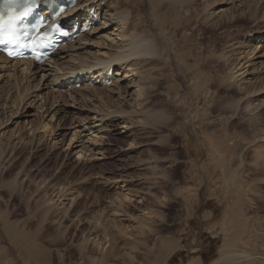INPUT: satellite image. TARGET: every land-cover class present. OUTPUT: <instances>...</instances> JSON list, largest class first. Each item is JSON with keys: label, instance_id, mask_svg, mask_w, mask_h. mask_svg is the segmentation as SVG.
<instances>
[{"label": "rangeland", "instance_id": "obj_1", "mask_svg": "<svg viewBox=\"0 0 264 264\" xmlns=\"http://www.w3.org/2000/svg\"><path fill=\"white\" fill-rule=\"evenodd\" d=\"M177 1H117L118 10L128 13L129 29L156 41L154 55L131 61L139 75L129 76L131 87L126 89L75 88L71 96L59 97L51 84L57 80L55 73L41 78L40 72L24 79L19 92L0 71V264H107L116 259L132 264L136 253L143 264H154L158 243L148 244L170 227L181 231L182 242L193 233L192 245H199L197 253L206 258L202 264L218 260L225 241L229 257L219 264H264V49L247 65L248 74H230L239 53L251 45L252 31L264 30L262 9L251 20L241 13L252 5L247 1ZM219 10L226 12L219 16ZM112 26L103 37L89 35L83 41L90 47L85 51L94 52L92 44L97 48L102 41L111 42ZM134 81L144 86L137 97L132 95ZM20 93L25 98L16 110ZM119 94L127 96L118 100ZM38 104L43 105L41 113ZM162 108L167 119L161 125L153 112ZM25 110L33 115L25 116ZM93 110L107 112L105 121L92 119ZM20 112L24 116L18 118ZM44 123L46 128H39ZM81 123L92 127L82 134L99 142L101 153L87 148L80 154L77 141L71 146L72 133ZM30 125L39 129L32 134ZM14 133L21 136L13 140ZM258 147L261 156L256 155ZM59 189L65 193L58 199ZM117 193L131 197L121 209L112 202ZM196 201L197 214L187 219L189 203ZM208 209L207 218L203 212ZM95 214L97 223L107 221L106 231L94 229ZM17 235L19 246L33 245L32 260L23 261L13 252ZM167 241L161 239L170 245Z\"/></svg>", "mask_w": 264, "mask_h": 264}, {"label": "bare ground", "instance_id": "obj_2", "mask_svg": "<svg viewBox=\"0 0 264 264\" xmlns=\"http://www.w3.org/2000/svg\"><path fill=\"white\" fill-rule=\"evenodd\" d=\"M85 1H88V6L94 5V6H97V9H98V6L100 4H102L101 11H103V9H104V13H102V20L100 21V24L98 26H95L92 30H90V32L78 36L76 38V40H74L72 43L67 44L66 46L60 47L59 48V52L56 55V58L55 59L54 58L51 59V61L49 60L48 63L45 62L44 63V66L43 65H39V66L33 65L30 60H9V59L5 58L0 53V71H3L2 76L3 77H10L13 80V86L15 88H19V92H21V89L22 88L20 86H21L22 82L24 81V79H25V82H26L27 78L31 77L34 74L38 75L40 72H42L41 78L42 77H51L52 73L54 72L55 73L54 76H57V80H54L53 82H51V84H55L54 86H57L56 85L57 84L56 82L60 78H61V80H62V78H64V75L63 76L61 75L62 73H66V75H67V74H74V73H76L78 71H83V70H87V69H96L95 71H98V72H96L95 77H98V76H100L103 73V70H104V72H106L107 69L110 68L111 66H116L117 69L113 73V75L115 76V78H114V80L112 81V83L109 86H106L104 88H100L96 84L91 85L90 83H92V81H89L87 83H84L83 86L80 87V88H83V90H85L86 92H92V91H96V90H98V92H100L101 90L104 91V90H110V89H113V88L114 89L117 88V89L123 90L124 88L126 89L128 87H131V85L129 86V81L131 79V78H129V76H138L139 75L138 72H137L138 69L136 70V68L133 65L134 63H132L131 61L133 60V62L134 61L140 62L142 59H145V58L150 57V56H152V55L155 54V52H156V41H155L154 37L152 35H149V34L148 35H144V34L139 33V32L138 33H135L136 30L134 31V30L131 29L132 30L131 31L129 29L130 26L128 24V13L127 12H121V11L118 10V5H117V1L118 0H80L79 1V5H81ZM187 1L188 0H180V1H177V2H180L182 5H184ZM243 1H247L249 3H252V5L249 6V8L247 10V13L245 11H241L242 14L245 13V16H247V14H249L251 20H253V19H255V17H257V13H259V9H262V13H261L260 17H261V19L264 18V0H243ZM174 4H175V2H174ZM260 4L262 5V6H260L262 8H258V5H260ZM171 7L169 6V8H171ZM238 9H239V7H238ZM46 12H47V10H45V13ZM218 12H220V15L219 16H221V14L222 13L224 14L226 12V10H219ZM78 15L80 17L82 15V13L79 12ZM241 16H243V15H241ZM260 17H259V19H260ZM180 18H182V17H180ZM230 18H231V16H230ZM225 19H226V17H225ZM236 19H237V17H236ZM111 26H112L113 29L110 30L111 33L109 34V36L110 35H114V38H112V39L110 38L113 42L111 41L108 44L111 43L112 45L108 46V44H105L102 41L101 43H99L100 45L98 44L99 46L96 48V46L94 44H92L93 45V48L95 49V50H93L94 52L89 51L87 53V51H85V50H86V47H88L89 45L83 43V41H87V37H89V35L100 34V36L103 37L104 36L103 32L105 30H107ZM259 30L260 29H258V30L255 29L249 35L250 36L249 37V42H250L251 45L243 48L242 49L243 51L239 50L241 52L239 53V57L236 58L237 63H235V66L232 65L234 67V70L230 73L231 76H232V78H236L239 75H242V74H245V73L248 74V69H247L248 66L247 65L250 66L252 64V62L256 58L262 56V54H260V53L264 49V45L263 44H260V38L261 37L264 38V30L261 31V33H260ZM105 36H107V35H105ZM105 45H107V46H105ZM88 48H90V47H88ZM79 50H81V51H79ZM263 52H264V50H263ZM89 58H91L92 61H88ZM232 64H234V63L232 62ZM81 74H83V73L81 72ZM60 81H59V83H60ZM121 83L124 84V85L121 86L120 85ZM134 83H136V85H135L136 88H135V91L132 92V95L134 94L137 97V95H139L140 92L143 90L144 86L141 85L140 82H138V81L137 82L134 81ZM227 83H228V81H227ZM240 83H241V81H240ZM60 85H64V84L61 83ZM233 88H236V86L233 87ZM238 89H240V88L237 87L236 90H238ZM55 90H57L56 93H57V95L59 97H63L64 94H67V93H68L69 96H71L72 90H76V89H72V88H70V90H64L63 89V91H60L59 89H55ZM259 90H260V87H259ZM25 91H26V89H25ZM244 94H245V92H244ZM126 96H127V94L126 95L125 94L124 95L119 94L118 100H123L124 98H126ZM19 97L20 98H18V100L16 101V108H15L16 110L19 108V105L21 104L20 100H24V98H25V96H22V93L19 94ZM28 103H30V102H28ZM137 103L140 104V102H137ZM134 104H135V106L137 105V108L139 107L138 104H136V103H134ZM237 104H238V101L234 103V107L238 106ZM248 104L250 105V106L248 105L249 106V110L251 112H253L254 115L256 116V114H257V111H256L257 108L256 107H252L254 105L253 103L252 104L248 103ZM9 107H10V105H9ZM39 108H40V111L38 109L37 110H38L39 113H41V110L43 109V105L40 104L39 105ZM55 109L61 110L59 107H56ZM236 109H239V107L236 108ZM236 109H235V111H236ZM0 110H1L0 114H2L3 108L0 107ZM47 110H45V113L49 114V112ZM79 111H80V109H79ZM250 111H248V112L250 113ZM141 112H142V110H141ZM24 113H25V116H32L33 115L32 113H29L28 110H25ZM165 113L166 112L162 108L161 110H158V111L153 112V117H155V119L157 121H159L160 124L162 125V123L164 121H166L164 119H167V118H165ZM236 113L237 112H235L234 114H236ZM253 113H251V114H253ZM14 114H16V111L13 112L12 116ZM22 114H23V112H20L19 115H18V118L24 116V114L23 115ZM54 114H56V113H54ZM54 114H51V118L54 117ZM91 114H92V119L98 120L100 124H101V122H104L105 121V118L107 117V112H105V114H100V112H96V110H93ZM10 117H7L8 119L6 120V122L9 120ZM249 120H252V119L249 118ZM161 121H163V122L161 123ZM224 121L225 120L222 119L220 123H224ZM249 122H251V121H249ZM255 122H257V121H255ZM88 123H91V121L88 122ZM123 123H125V122L123 121ZM154 123H156V122L154 121ZM11 124H12V122H11ZM28 124H31L30 121H28ZM165 124H166V122H165ZM46 125H47V123L41 124L39 126V128L45 129L46 128ZM253 125H254V123H253ZM258 125L259 124L257 123L254 126H258ZM89 126L90 125H86L85 123H81L79 125V129L77 128L76 130L73 131L72 136L70 138V142L72 141L71 142V146H73L74 143L77 141V142H81L80 143L81 145H79L81 147V149L78 151V153L85 154V151L87 150V148H90V151L91 150L92 151L96 150L97 152H100L101 153V149L99 148V145H100L99 142L97 144V142L91 141V139L89 137L86 138L87 140L84 139L85 137L83 136L82 132L83 131H87L88 132V130L90 131L92 127L90 128ZM39 128L32 127L30 125V130H31L32 134H34L35 131H36V129H39ZM98 128L101 129L102 127L98 125ZM249 131H250V129H249ZM221 133H223L222 135H224V132L223 131ZM94 134L97 135L98 134V131L97 132H94ZM99 134H100V132H99ZM8 135H9V133H8ZM18 136H21V134L14 133V134H12L11 137L13 138V140H17L18 139L17 138ZM100 138H101V136H100ZM70 142L68 143V146L70 145ZM75 146H77V144ZM259 149L256 150V155L261 156L262 155V154L260 155L261 149L260 150ZM263 151H264V149H263ZM263 151H262V153H263ZM261 160H262V157H261ZM262 163H263V161H262ZM151 168H157V166H151ZM61 190L62 189H59V191H57L59 193L58 199H59V197L60 198L63 197V193H65V192H61L60 193ZM130 200H131L130 195L117 193V195L114 197V199H113L112 202H115L117 204L116 205V204L113 203L114 205H116L115 206L116 208H120L121 209L122 204L125 203L126 201L128 202ZM110 204H112V203H110ZM54 210H55V208H54ZM57 210H59V209H57ZM117 212L114 211L113 212L114 215L117 214ZM102 213H100L98 215V218H101V214ZM96 216L97 215L95 214V216L92 217L93 218L92 222L93 223L95 222L94 223V229L97 231L98 230V226H101L106 231L107 230V224L105 225V223H107V221H105V222L100 221L99 223H97L96 222ZM103 217H105V215ZM41 220H42V218H41ZM41 220H40V222H41ZM237 223H238V225H240L242 223V221H241L240 224H239V221ZM38 225H41V223L37 224V226ZM101 227H99V228H101ZM242 231H243V229H242ZM238 233L239 232H237L236 234H238ZM233 236L236 237V235H233ZM19 238H21V235H17V239H16L17 240V243L14 242V243L11 244V247L13 248V252L15 254L17 253L16 254L17 257L18 256H21V259H23V261L32 260L35 257V256L34 257H31V252H30V249H32L33 245H27L29 248H27L25 246H19L18 245V239ZM163 242H164V240H163ZM167 242H170V241H167ZM86 243H87V239H84L83 242H82L81 248H80L81 254L84 252V249L86 248L85 247L86 246ZM96 244H98V246H99L100 242H96ZM228 248H229V244H228L227 241H225L223 243V247H222V255L213 264H219L221 261H225V260L227 261L228 260V257H229L228 256V251H229ZM34 249H36L39 253H42V251L44 252V249L43 248L41 249L40 247H37V248L35 247ZM1 250L2 249L0 247V253H2ZM103 251H105V250H103ZM110 251H112V250H108V252H110ZM39 253L36 254V255H40ZM105 254H107V251L106 252H103L102 256H105ZM229 254H230V252H229ZM245 255L248 256V254H245ZM89 258H91V257H89ZM104 258H105V260L107 259V257H104ZM104 258H102V259H104Z\"/></svg>", "mask_w": 264, "mask_h": 264}, {"label": "crops", "instance_id": "obj_3", "mask_svg": "<svg viewBox=\"0 0 264 264\" xmlns=\"http://www.w3.org/2000/svg\"><path fill=\"white\" fill-rule=\"evenodd\" d=\"M184 176L186 179H188V176H186L185 174H184ZM185 186H188V183H186ZM197 202L198 201H196L195 204L189 203L190 208H189V211H187L188 212L186 215L187 219H191V217L194 215L195 210L198 206ZM185 207H186V209H188L187 205ZM195 214H197V213H195ZM203 214L207 215V218H208L211 216V210L208 209V211L207 212L204 211ZM175 222H169L168 225H172ZM167 229H168V231L156 234L157 235L156 238L148 244V246L152 247V246L157 245V244H154L156 241L158 243V245H157L158 250L157 249L154 250L158 253L157 254L155 252L153 253V255L157 257L154 264H168V262H169V264H173L169 261V259L173 256V254H175L179 251H182L183 247H186V249L189 250L190 248H192V247L194 248L196 246V245H192V239H194L193 233H191L192 239L189 240L190 242L188 240H186L185 242H182L184 236H180L181 235L180 230H179L180 232H177L175 227H170ZM200 231H203V228ZM161 239L170 241V245H168L167 243L163 244L161 242ZM163 245L166 246V248L163 249L162 251H160V248H163ZM138 247L140 248V246H138ZM141 253H143V252H141ZM135 255H136L137 259L132 264H143L144 259H143V257H141V254L136 253ZM118 260L120 261V263L118 262ZM128 263H129V260H127V259H116V261L110 260L107 262V264H128ZM202 263H203V260L197 252H194L193 254H191L189 256V258L187 259V262H186V264H202Z\"/></svg>", "mask_w": 264, "mask_h": 264}, {"label": "snow or ice", "instance_id": "obj_4", "mask_svg": "<svg viewBox=\"0 0 264 264\" xmlns=\"http://www.w3.org/2000/svg\"><path fill=\"white\" fill-rule=\"evenodd\" d=\"M36 7V0H7V6L4 11H0V31H6L8 39H0V43L19 44V38L16 35L18 23L22 22L30 16ZM38 37L32 38L27 47H33ZM12 55V52L8 53Z\"/></svg>", "mask_w": 264, "mask_h": 264}, {"label": "trees", "instance_id": "obj_5", "mask_svg": "<svg viewBox=\"0 0 264 264\" xmlns=\"http://www.w3.org/2000/svg\"><path fill=\"white\" fill-rule=\"evenodd\" d=\"M173 259H174V257L171 258V260H173ZM202 259H203V262L206 259L205 256H204V254H202Z\"/></svg>", "mask_w": 264, "mask_h": 264}]
</instances>
